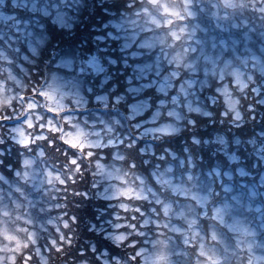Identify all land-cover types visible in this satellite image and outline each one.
I'll list each match as a JSON object with an SVG mask.
<instances>
[{"label": "clouds", "instance_id": "clouds-1", "mask_svg": "<svg viewBox=\"0 0 264 264\" xmlns=\"http://www.w3.org/2000/svg\"><path fill=\"white\" fill-rule=\"evenodd\" d=\"M0 264H264V0H0Z\"/></svg>", "mask_w": 264, "mask_h": 264}]
</instances>
